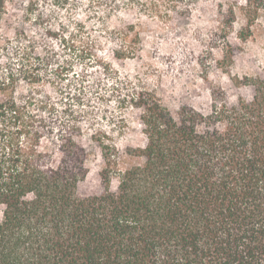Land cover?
<instances>
[{"label": "trees", "instance_id": "obj_1", "mask_svg": "<svg viewBox=\"0 0 264 264\" xmlns=\"http://www.w3.org/2000/svg\"><path fill=\"white\" fill-rule=\"evenodd\" d=\"M212 1L210 41L222 42L232 95L207 77L173 103L136 86V126L106 130L82 93L112 71L93 54L60 109L1 96L0 264H264V62L231 73L240 47L229 39L238 17L240 43L259 31L264 0ZM122 39L115 55L133 56ZM127 130L142 144H120ZM92 164L99 189L84 193Z\"/></svg>", "mask_w": 264, "mask_h": 264}, {"label": "rangeland", "instance_id": "obj_2", "mask_svg": "<svg viewBox=\"0 0 264 264\" xmlns=\"http://www.w3.org/2000/svg\"><path fill=\"white\" fill-rule=\"evenodd\" d=\"M212 3L0 0V98L13 92L56 103L60 109L62 97L75 92V77L93 54L107 60L112 71L109 76H88L82 93L91 120L106 130L136 126V112L127 104L136 86L156 88L173 103L178 93L201 88L202 78L207 77L220 82L232 95L235 90L218 64L222 42L210 41ZM241 23L238 17L229 32L230 41L240 47L230 71H259L264 62V8L259 31L245 43L236 37ZM122 38L137 48L133 56L115 55L123 47ZM63 67L66 70H58ZM119 139L120 144L143 142L138 130H127ZM91 167L80 185L81 192L99 189L96 168L94 164Z\"/></svg>", "mask_w": 264, "mask_h": 264}]
</instances>
